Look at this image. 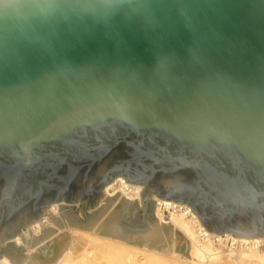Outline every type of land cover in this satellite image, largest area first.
<instances>
[{
  "label": "water",
  "instance_id": "95a60500",
  "mask_svg": "<svg viewBox=\"0 0 264 264\" xmlns=\"http://www.w3.org/2000/svg\"><path fill=\"white\" fill-rule=\"evenodd\" d=\"M117 177L141 209L96 235L169 256L155 196L264 238V0H0V258L23 264L14 237L54 204L90 231Z\"/></svg>",
  "mask_w": 264,
  "mask_h": 264
},
{
  "label": "rangeland",
  "instance_id": "374dc122",
  "mask_svg": "<svg viewBox=\"0 0 264 264\" xmlns=\"http://www.w3.org/2000/svg\"><path fill=\"white\" fill-rule=\"evenodd\" d=\"M111 185L113 189L118 190V184L117 182H115V179L113 180V182H111ZM104 189H103V192H104ZM117 193H119V196L117 197V199L114 201V203L110 206V208L99 219V221L94 225V227L90 231H83V230H79L76 228H65L58 213H54L51 210V212L49 211V213L52 216H54V218H58L62 225V229H58L51 222L50 216L47 214L48 209H49L48 208L45 211V214L39 219V222L37 224L40 225V221L45 219V224H42L43 226L41 225L40 226L43 228H51L55 230L56 233H54L53 235H51L50 237H48L47 239H45L44 241L40 242L39 244H37L36 246L30 249L32 236L37 237L40 235V227L37 224L29 225V226L37 225L39 230L37 229L31 230L30 232L31 236L29 237L28 235L27 239H26V234L28 232L26 231V228H23L20 231V235L23 236V240L21 239L22 241L19 242V245L14 244L16 247L21 246L22 249L24 250L22 254L26 255V257L24 259L23 264H62V263H65L66 261H68V264H115V261L114 262L109 261V260H113L114 258L109 257L111 250L109 251L106 245L108 242L112 240L114 241L112 242V246L114 245L117 248L120 247L122 250V251L120 250V252L127 251L128 253H130L131 256L135 255L134 254L135 252L138 254V255H135V256H138L136 258H139L140 254L141 253L143 254L144 252H145L144 253L145 256L153 258L154 257L153 255L146 253V252H150V253L157 254L163 264H187V263L189 264V261H190L189 254L191 250V243L186 239V237H184L180 229L174 227L173 225L167 222L163 224L160 223L158 225V228L164 240L169 256L94 234V231L96 230V228L100 225V223L106 218V216L113 210V208L120 201L122 194L120 192H117ZM130 195L131 194H129V196ZM105 198L106 197H103L102 200L97 203V206L91 210H88L87 213L89 214L90 212L95 211L101 205H104L105 202L103 201ZM150 199L151 201H154V202L161 201L157 199L155 196H151ZM133 201H135V197H130L129 202H133ZM78 205L79 204L74 206L75 209L78 207ZM137 205H138V209H141V204L137 202ZM174 206H176L177 208H181L180 212H182L183 206L176 205V204H174ZM172 212H173L172 210H169L164 213V216L167 217ZM155 213H156V210L154 207L153 217L156 219ZM184 220L185 222H189L187 221V219H184ZM156 221L158 223L157 219ZM90 235H93V236H90ZM91 238H95V240ZM5 244L6 243L3 242L0 245V248H3ZM120 244H123L125 246L120 245ZM46 249H49L48 255L43 254V252L46 251ZM259 259L264 260V251L256 255H249V254L241 255L237 260L229 259L227 256H224L221 254L220 256H217L216 260H211V261L209 260L210 262L205 261L201 263L200 261L198 262L197 260L195 261L193 260V262L192 261L191 262L192 264H262L259 262ZM118 261L119 263H122V260L118 259ZM185 261L187 263H185ZM137 262L139 261L137 260ZM142 263L145 264L144 259L142 260Z\"/></svg>",
  "mask_w": 264,
  "mask_h": 264
},
{
  "label": "bare ground",
  "instance_id": "6f19581e",
  "mask_svg": "<svg viewBox=\"0 0 264 264\" xmlns=\"http://www.w3.org/2000/svg\"><path fill=\"white\" fill-rule=\"evenodd\" d=\"M115 182H117V184H118V190L113 189V187H112L113 184L111 185V183H110L104 189V195H105L104 197H112L117 192H120L122 194L121 198L123 197L125 200L130 201V197H135V200H137V202L139 204H141L140 199H139V193L142 190L141 186H135V185L129 186L130 184L125 183L121 177L116 178ZM129 194H131V195L129 196ZM156 202H159L158 204L160 205V207H158V209H156V213H155V217L158 220L157 225H159L160 223L163 224L166 222L170 223L174 227L180 229V231H182V234L184 235V237H186V239L191 243V250H190V254H189V259H190L189 264H192L193 260L194 261L197 260L198 262L200 261L201 263H203V262L209 261V260L210 261L216 260L217 256H220L208 244L197 245V241L194 237L193 230H192V227L190 226V223L185 222V220H184L185 216L188 213L192 214L193 218H195L196 220H197V218L186 205H180V206H183L182 212H180L181 208H177L176 206H174L173 202H171V201L161 200V201H156ZM162 208L164 210H172L173 212L170 213L168 217L164 218L159 212ZM51 210H52V212L57 213V210H58L57 205L56 204L51 205V207H49V209H48V212L49 211L51 212ZM34 224H37V223H34ZM37 225L29 226L28 227L29 232H31V230H34L36 227H38ZM27 236H28V233L26 234V239H27ZM90 236H93V235H90ZM24 238H25V236H24ZM21 239L23 240L22 235L15 236L13 239V243L16 245H19V242L22 241ZM91 239L95 240V238H91ZM254 239L257 241L260 240V238H254ZM89 240H90V238H89ZM240 240H248V239H240ZM112 242H114V241L112 240V241L108 242L106 245H107L108 250L109 251L111 250L109 257L114 258L113 260H109V261H113V262L115 261V264H138V263L143 264L142 263L143 259H144L145 264H163L162 261L159 259L157 254L146 252V253H149L150 255L154 256L153 258H151V257L145 256L144 255L145 252L143 254L140 252L141 254H140L139 258H136V257H138V256H135V255H138L137 253L134 252L135 255L131 256L130 253H128L127 251H126L127 253L126 252H120L121 248L120 247L117 248L114 245L112 246ZM120 245H123V244H120ZM123 246H125V245H123ZM48 252H49V249H46V251H44L43 254L48 255ZM118 259L122 260V263H119ZM137 260L139 262H137ZM259 262L264 264V260L259 259ZM66 263L68 264V261H66L65 263H62V264H66ZM185 263H187V262L185 261ZM0 264H10V262L8 261L7 258L1 257L0 258Z\"/></svg>",
  "mask_w": 264,
  "mask_h": 264
},
{
  "label": "built area",
  "instance_id": "2783aa9c",
  "mask_svg": "<svg viewBox=\"0 0 264 264\" xmlns=\"http://www.w3.org/2000/svg\"><path fill=\"white\" fill-rule=\"evenodd\" d=\"M159 202L155 201V210L160 207ZM169 210H164L163 208L159 211L160 214L165 218L164 213ZM168 217V216H167ZM185 219L189 221L190 226L192 227L194 237L197 241V245H210L212 249L217 252L219 255L227 256L229 259L237 260L241 255L249 254L256 255L264 251V238L260 240L248 239L240 240L233 238L230 235H215L208 233L201 227L198 219L193 218L191 214H187ZM45 224V219L40 221V225ZM35 229L38 230V227Z\"/></svg>",
  "mask_w": 264,
  "mask_h": 264
}]
</instances>
